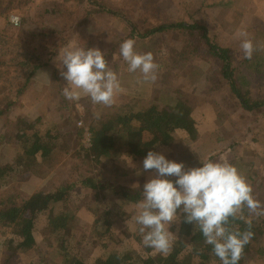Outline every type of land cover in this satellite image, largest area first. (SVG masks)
Segmentation results:
<instances>
[{"label": "rangeland", "instance_id": "obj_1", "mask_svg": "<svg viewBox=\"0 0 264 264\" xmlns=\"http://www.w3.org/2000/svg\"><path fill=\"white\" fill-rule=\"evenodd\" d=\"M45 1L47 0H0V31H3L6 25H9L10 31H17L21 34L19 40H17L15 35L11 36V46L14 47V50H17V53H12L13 57L17 56L19 59V53L23 51L39 55V48L41 46L38 41L36 42L32 39L30 41V33L42 29L44 25L50 27H54L55 25L50 18H48L47 22L39 19L41 15L39 12L42 10V5ZM96 1L124 14L131 20H136L137 23L147 18L151 22L156 23L160 21L159 19L165 18V14L169 8H172V12L168 16L176 17L177 15H182L183 17H191L195 23L199 22L198 19L201 17V13L203 15L209 14L210 19L208 23L213 25L214 22L216 25L215 27H210V29L212 32L215 31L217 44L222 48H234L241 54L243 51L240 45L243 38L238 36L237 32H247V38L251 39V24L253 21L260 20L264 25V0H229L231 6L217 5L214 12L211 11L213 10V5L200 3L198 0H170V2L169 0ZM206 2L224 3L228 2V0H207ZM11 16L18 17V26L15 27L10 24L9 19ZM183 17H181L182 21L187 23L191 21L190 18L185 17L187 19H183ZM90 23L92 25L96 23V32L99 33L103 41L109 39V33L115 29L114 27L117 28L116 32L120 33V35L125 34L122 26H117L114 23V19L105 13L98 12L90 19ZM90 28L87 27L86 32L92 33ZM107 35L108 37H106ZM181 38L187 41L193 40L185 33H181L177 37V39ZM162 39L163 37H158L157 41H162ZM29 41L30 43L28 44ZM67 43L76 44L74 38ZM150 43L151 39L136 42L135 49L141 53H153L149 47L154 48V46H150ZM176 43L177 41H173L169 45L170 52L174 51L173 45L176 47ZM47 46L46 50L51 49L54 52L53 56H50L43 51V54L51 59L48 62L51 74L53 75V70L59 74L61 70L66 71V68L61 69L59 67L60 62L56 59L60 49L65 47L63 43L59 42V40H53L49 41ZM117 52L118 48L114 47V53ZM190 54L191 51L178 54L180 55L179 64L183 60H188L187 58L191 56ZM153 55L156 58V54L153 53ZM237 55L240 56V54ZM21 58H23L22 55L20 56ZM198 59L204 62L201 58ZM8 63L12 64L11 61H8ZM206 65L208 68L211 67L207 63ZM122 67L128 69V64H124ZM4 68V78L9 79L8 81L14 79L16 69L9 68L7 65ZM183 68L184 66L177 73L182 71ZM121 71L117 70L118 77L123 75V73L131 74L128 70L126 72ZM173 73L174 71L171 68L165 70L164 80L171 78ZM183 77L196 81L198 85L195 83L190 91V85L185 83V86L189 89L181 93L184 98L175 103V107L180 109L182 106L184 110H190L191 120L199 119L198 122L206 121L207 123L204 124L203 128H199V125L192 127L195 132H188L193 133L192 135L188 134L190 138L185 137L183 140L180 139V141L175 140L166 147L160 146L157 149L155 148L154 151L164 154L169 160L184 163L186 169L201 167L202 163L208 160L219 161L226 159L235 165L247 178L252 185L253 196L264 205V116L261 114L262 112L260 110H254L251 113L245 112L240 107L239 102L234 97H229L228 94L221 95L222 98H220L219 92L224 93L225 91L217 85L219 81L218 74L212 68H210L204 79L199 80L197 75L193 74L191 70L190 72L186 70ZM169 80L167 81L169 82ZM162 81L158 77L154 83L151 82L153 84L152 90L150 89L151 93L140 90L138 85L133 83L129 87L135 91V97L127 98L125 97L126 94L118 93L111 106L94 104L91 98L87 96H82L77 101L66 99L62 94L63 88L67 83L65 79H62L60 92L58 91V82L51 78L46 86L40 88L39 91L32 93L30 96H25V93L21 98L20 106L12 110L9 116V123L7 124L4 119H0V163L2 164L5 161L9 164L6 161L7 156L2 155V151L6 147L12 148L14 144L20 143L19 140L15 139V132L18 129L16 121L18 119H22L27 123H34L31 130L34 134L35 132L44 133L42 132L44 128L49 131H57V133L60 131V135L65 140L67 139L70 147L75 150L71 151L68 157H64V154L60 150L62 147L60 141L63 138H60L59 143L61 146L59 145L55 153H58V159L61 162L52 170L48 168L47 164L41 165V167L33 164L30 165L31 163L26 159L18 161L16 166L14 164H6L1 168L4 169L7 166L3 171L5 174L0 178V201L14 193H23L27 198H32L41 193L51 192L62 181L77 173L83 177H94L95 172L90 156L85 152L76 153L79 152L78 146H76L79 142L77 139L79 129L83 131L81 137L82 144L86 148L89 146L88 128L83 127L82 124L86 123L88 126L87 123L95 122V118H100L101 120L108 117L115 118L120 114L135 112L144 109L149 104L161 102V97L155 96L154 89H157L155 86H160L157 84H165ZM239 81L250 86L249 80L246 78H239ZM11 86H13L11 82L5 85L3 81H0V96L4 95ZM259 95V92L255 93L256 98L260 97ZM65 105H67V109L60 110ZM164 111L167 110L165 109ZM196 112L198 115H195ZM75 122L76 125L74 126ZM114 122L117 123L116 118ZM11 129H14V132H10ZM54 135H47L45 133L46 139L50 140ZM126 142L127 139L125 137L122 141L119 137H116L109 159L103 161L99 169L102 176L118 188L131 187L136 191L143 190L144 184L153 175L154 170L144 171V158L141 157L134 160L130 157ZM20 145L22 151H24L23 143L21 142ZM71 197L73 198L71 207L75 211L89 205L88 210L83 209L84 212L80 213L81 217H78L76 213L75 218L69 224L76 231V233H73L75 237L71 239L72 241H75V239L78 241L81 233L87 234L91 239L90 246L85 251H80L82 257H79L80 259L77 264H87V259L95 252L97 255L106 256L107 253L116 249L121 250L128 260L145 258L146 253L145 246L142 244V235L138 231L139 226L136 225L133 219L138 211L136 202H127V200L120 199L119 195L113 194L111 190L105 192L104 198L99 203L94 202L91 204L90 200L92 197H86L82 194L79 197L72 194L70 195ZM58 206L64 209L67 208L66 205L58 204L56 207ZM258 218L264 221V216H259ZM88 222L92 223L88 224ZM123 229L127 230L126 233L122 232ZM170 231L174 235L178 233V222L171 225ZM134 232L137 233L136 237L138 240L133 237L134 235L132 236ZM8 236L9 231L0 229V240H4ZM36 237L39 241L42 240L43 234L41 231L36 232ZM261 245V255L251 264H264L262 260L264 256V238ZM5 249L0 247V264H4L7 259V253L9 254ZM150 250L156 252L152 248ZM87 251L90 254L84 253ZM24 255L26 258H23L27 264L30 262L29 256L28 254ZM87 255L90 256L87 257ZM31 259H33L32 255ZM11 261L12 259L6 264H9ZM88 261L104 264L101 259ZM211 264L217 263L212 262Z\"/></svg>", "mask_w": 264, "mask_h": 264}, {"label": "trees", "instance_id": "obj_2", "mask_svg": "<svg viewBox=\"0 0 264 264\" xmlns=\"http://www.w3.org/2000/svg\"><path fill=\"white\" fill-rule=\"evenodd\" d=\"M42 6L39 19L47 22L50 18L55 25L54 27L44 25L42 29L30 33V41L31 39L38 41L41 46L39 55L23 51L19 53V59L17 56L13 57L12 53H17V50L11 46V36L15 35L19 40L21 34L17 31H10L9 25L0 31V81H3L5 85L8 82L13 85L4 95L0 96V119H4L7 124L12 110L20 106L21 98L32 88L36 72L43 67H48L51 59L44 55L43 51L50 56L54 54L51 49L46 50L48 42L59 40L66 46L67 42L73 38L76 45L80 47L98 46L101 51L106 52L109 67L115 72L117 70L126 72L127 70L122 67L127 63L119 51L122 42L129 38L134 39L135 42L151 39L150 46L154 48H149L156 54L155 63L159 65L156 75L157 78L163 80V83L170 79L164 80L165 70L173 69V77L184 66L186 60L179 64L180 55L178 54L191 51L189 58H201L218 74L217 85L225 91L224 93L219 92L220 98H222L221 95L228 94L229 97L232 96L239 102L245 112L260 110L264 116V25L260 20H255L251 24V39L257 50L251 59H246L244 53L241 54L234 48L220 47L216 42L215 31H211L205 18H199V22L195 23L190 17L191 21L187 23L179 16H168L153 23L146 17L147 19H142L140 23H137L136 20H131L96 0H47ZM225 6H231V3ZM98 12L111 16L117 26H122L125 34L120 35L114 27L115 29L109 33V39L103 41L96 32V23L89 24L90 19ZM86 25L91 27L92 33L86 32ZM181 33L188 34L193 40L177 39ZM158 37H163L162 41H157ZM154 40H156L155 43ZM173 41H177V46L173 45L174 51L170 52L169 45ZM114 47L118 48L117 53H114ZM21 55L23 58L20 59ZM6 65L16 69L14 79L10 81L4 78L3 70ZM242 77L249 80L250 86L239 81ZM52 78L58 82L60 92L64 78L54 70ZM256 92L260 93V97L256 98ZM169 97L168 94H164L161 96L162 101L157 104H149L144 109L120 114L115 117L117 123L114 122L115 118L108 117L103 120L95 118V122L87 123L89 127L86 123L82 124L83 127L88 128L89 146L86 148L82 144L83 131L79 129L77 134L79 142L76 145L79 152L76 153L85 152L90 156L95 172L94 177H83L77 173L62 181L49 193H41L32 198H27L23 193H14L0 201V229L9 231V236L0 240V247L6 248L5 251L9 252L4 264L18 254H28L29 264H77L79 257H82L80 251H85L90 246L91 239L83 233L78 241L71 240L74 237L73 233H76L69 226L70 221L76 215V211L71 207L73 198L71 199L70 195L72 194L78 197L81 194L92 197L91 204L99 203L104 198L105 192L110 190L127 202L143 198V190L136 191L131 187L118 188L110 183L102 176L99 167L103 161L109 159L116 137H119L121 141L124 137L127 139L126 145L130 157L134 160L141 157L145 159L149 151L166 146L177 130L187 129L193 121L190 110H184L182 106L180 109L175 107L174 104L179 102V99L169 100ZM66 107L67 105L61 107L60 110H65ZM165 109L167 111H164ZM16 122L18 129L15 139L23 143V159L29 161L30 165L41 167L47 164L51 170L57 167L61 161L55 151L59 148L60 138H63L60 141L62 144L60 150L64 157H68L71 151L75 150L70 147L67 139L65 140L60 135V131L50 140L38 137L36 133L31 132L34 123H27L22 119ZM4 170L0 169V178L5 174ZM168 179L175 181L177 178ZM58 204L66 205L67 208L56 207ZM178 215L180 219L177 221V239L166 254L154 252L145 247L146 256L143 259L128 260L119 249L107 253L106 256L97 255L95 252L89 259L87 257L90 255H87L86 259H101L104 264H211L212 262L221 264L219 258L212 254V246L205 244L204 237L195 225L184 222L185 214L180 213L179 210ZM243 215L245 220H251V231L254 235L245 246L239 264H251L262 252L264 221L255 215L249 216L247 208L244 209ZM245 220H231L230 227H238L244 231L248 227ZM37 231L43 234L40 241L36 237ZM126 231L124 229L123 233ZM136 235V232L132 234L138 240ZM84 253L90 254L89 251ZM262 260L264 262V256Z\"/></svg>", "mask_w": 264, "mask_h": 264}, {"label": "clouds", "instance_id": "obj_3", "mask_svg": "<svg viewBox=\"0 0 264 264\" xmlns=\"http://www.w3.org/2000/svg\"><path fill=\"white\" fill-rule=\"evenodd\" d=\"M242 37L244 58L251 59L257 50L248 33L238 31ZM135 40L127 39L120 45V55L128 64V72L141 74L143 82H155L159 65L151 52L135 49ZM106 52L98 47L85 48L69 43L60 49L61 76L67 81L63 96L77 101L90 97L94 104L111 106L115 96L123 91L115 71L109 67ZM143 170H154L143 186L142 199L137 202V214L133 217L142 235V244L159 253H168L177 236L170 231L180 213L184 222L194 224L212 246V254L221 264H239L245 246L251 241V220H245L244 209L249 216H264V205L253 196V188L240 170L226 159L208 160L201 167L186 169L185 164L166 158L160 152L149 151L143 160ZM139 174V173H138ZM168 177H176L175 181ZM245 220L247 229L230 227L231 220Z\"/></svg>", "mask_w": 264, "mask_h": 264}, {"label": "crops", "instance_id": "obj_4", "mask_svg": "<svg viewBox=\"0 0 264 264\" xmlns=\"http://www.w3.org/2000/svg\"><path fill=\"white\" fill-rule=\"evenodd\" d=\"M198 1L200 3L213 5V10H211L213 12L215 11V6H217V5L225 6V5H227V3H229V4L231 3L229 0H228V2H224V3L223 2L208 3V2H206L207 0H198ZM169 2H170V0H169ZM171 9L172 8L168 9V11L165 14V18L171 14V12H172ZM179 13L183 14L182 12H179ZM177 16L183 17L182 15H177ZM200 16H201L200 18H205V19H207V21L210 19L209 14L203 15L201 13ZM170 17H172V16H170ZM185 17H187V16H185ZM185 17H183V19H187V18L189 19L190 18V17H187V18H185ZM214 21H215V19H214ZM209 25L211 28L216 26L214 22H213V25L210 23H209ZM186 70H188L189 72L191 70L192 73L196 74L197 78L200 80V79H204L206 77L207 73L210 71V68H208V66L206 65L205 62L200 61L197 57L196 58H189L188 60L185 61L183 70L180 71L179 73L175 74L173 77L171 76L169 82H166L165 84H157L160 86H155L157 88V89H154L155 96L158 95L159 97H161L164 94H168L170 96L169 100L176 99V98L180 100L181 98H184V96L182 97L181 93L188 91L189 88L191 91L192 90L191 87L196 83V81H194L190 78L185 79V77H183V74H184V72H186ZM51 78H52V74L49 71V66L39 69L33 78V87L26 92L25 96H30L32 93L39 91L40 88L45 87L47 82L49 80H51ZM118 78L120 80L121 87L123 89V91H121L119 93L126 94L125 97H127V98H134L135 97V91L129 87V85H132L133 83L137 84L139 89L143 90L144 92H150V93L152 92L151 88H152L153 84H151V82H143L142 78H141V74L139 72L131 73V74H123V75H120ZM185 83L190 85V87L189 88L186 87ZM196 85H198V83H196ZM195 115H198V113L196 112ZM198 121H199V119H194L192 121L191 125H189V127L187 129L177 130L175 132V134L173 135L171 141L168 144L169 145L172 144L175 140L176 141H180V139L183 140L185 137L190 138L189 135H192L193 133H188V132L189 131L195 132V130H193L194 128H192V127L199 125V128H203L205 126L204 124L207 123L206 121H200V122H198ZM200 131H198V132L200 133ZM10 132H14V129H11ZM42 132H44V133H42V134H40L41 132L40 133L35 132V133L38 137H45V133H47V135H51V134L54 135L57 133V131H49L48 129L45 130V128L43 129ZM15 134H16V132H15ZM197 139H198V133H197ZM20 144H21V142L14 144L12 148L6 147V149L2 151V155L7 156L6 161L9 162V164L6 163L5 161L2 164L0 163V169L3 168L6 164H8V165L14 164L16 166L18 161L20 162L23 159V151H22V147ZM166 146H163V147H166ZM6 167L4 169H6ZM4 169H1V170H4ZM49 192L50 191H48L47 193H49ZM140 200H132V202L137 203ZM103 208H106V207H103ZM83 209L88 210L89 205L82 207V209H80V210L77 209L76 213H77L78 217L80 216L81 212H84ZM89 223H92V222H88V224ZM82 235H83V233L80 234L79 238ZM75 241H77V240L75 239ZM23 257L26 258V256L24 254H18L14 258H12V261L9 264H23V263L26 264L25 259ZM27 264H29V263H27ZM87 264H96V263L87 260Z\"/></svg>", "mask_w": 264, "mask_h": 264}, {"label": "built area", "instance_id": "obj_5", "mask_svg": "<svg viewBox=\"0 0 264 264\" xmlns=\"http://www.w3.org/2000/svg\"><path fill=\"white\" fill-rule=\"evenodd\" d=\"M9 22H10V24H12L13 26L16 27L19 24V19H18V17L11 16L9 19Z\"/></svg>", "mask_w": 264, "mask_h": 264}]
</instances>
